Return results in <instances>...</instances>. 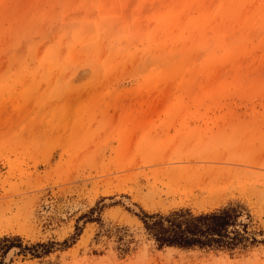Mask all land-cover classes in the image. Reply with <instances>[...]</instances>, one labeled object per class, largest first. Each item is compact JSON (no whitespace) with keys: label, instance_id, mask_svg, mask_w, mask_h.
<instances>
[{"label":"rangeland","instance_id":"obj_1","mask_svg":"<svg viewBox=\"0 0 264 264\" xmlns=\"http://www.w3.org/2000/svg\"><path fill=\"white\" fill-rule=\"evenodd\" d=\"M230 201L264 230V0H0V237L50 243L0 264H264L137 215Z\"/></svg>","mask_w":264,"mask_h":264},{"label":"trees","instance_id":"obj_2","mask_svg":"<svg viewBox=\"0 0 264 264\" xmlns=\"http://www.w3.org/2000/svg\"><path fill=\"white\" fill-rule=\"evenodd\" d=\"M139 208L141 213L137 215L158 247L234 251L264 242V230L252 228L251 209L241 201H230L205 210L176 207L148 211L141 206ZM49 245L44 241L26 244L18 234H5L0 237V257L13 246L19 247L18 252L40 255L49 251Z\"/></svg>","mask_w":264,"mask_h":264}]
</instances>
